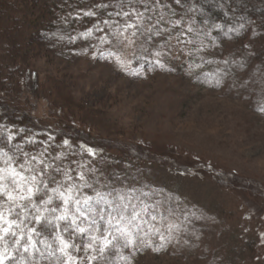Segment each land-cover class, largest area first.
<instances>
[{"label":"rangeland","instance_id":"rangeland-1","mask_svg":"<svg viewBox=\"0 0 264 264\" xmlns=\"http://www.w3.org/2000/svg\"><path fill=\"white\" fill-rule=\"evenodd\" d=\"M97 2L0 0V11L20 18L24 40H18L16 53L14 42L0 32V96L8 99L12 93L21 102L24 97L26 113L59 133L51 134L57 145L64 139L86 144L82 138L88 137L97 156L84 153V161L100 170L102 182L149 193L143 197L152 205L143 215L144 239L159 250L140 247L133 264H264V104L256 106L254 94L244 91L249 85L264 94V84H255L264 78V67L241 61L257 41L256 31L220 48L195 33L181 37L192 43L178 44L180 29L171 39L152 37L150 52L167 53L159 57L163 67L132 60L131 69L139 73L133 75L100 58L99 51H112L97 47L101 33L54 44L30 30L41 17L82 14ZM92 23L82 20L76 29L84 32ZM213 69L228 75L220 88L207 89L200 76ZM2 107L0 124L21 129ZM48 134L36 138L47 140ZM160 234L171 235L163 248ZM4 246L0 241V250ZM8 247L13 251L11 241ZM19 252L14 251L18 260ZM23 264L56 261L28 258Z\"/></svg>","mask_w":264,"mask_h":264},{"label":"snow or ice","instance_id":"snow-or-ice-1","mask_svg":"<svg viewBox=\"0 0 264 264\" xmlns=\"http://www.w3.org/2000/svg\"><path fill=\"white\" fill-rule=\"evenodd\" d=\"M198 11L191 0H99L82 12L98 22L79 35L91 38L101 33L96 37L97 47L108 45L112 51H99L100 58L114 60L120 69L138 75L130 67L132 60L163 67L159 57L167 53L150 52L147 45L152 37L167 35L171 39V33L180 29L177 43H192L181 37L193 33L191 24ZM186 17L189 26L184 28ZM75 19H80V14ZM221 27L219 23L211 25ZM75 40L70 38V42ZM145 53L157 59L149 60ZM28 131L0 124V241L5 245L0 250V264H23V253L43 257L38 245L48 250L49 257H55L56 264H133L140 247L159 250L144 239L143 215L152 207L143 199L148 192L137 195L135 188L102 182L100 170L84 161V153L95 160V148L73 145L69 139L57 145L52 135L47 140L37 139L36 134L21 135ZM27 146L36 150L29 151ZM57 147L66 150L56 153ZM76 156L79 159H72ZM153 231L159 233V229ZM261 239L264 242V233ZM160 240L163 248L171 235L166 238L160 234ZM9 241L13 251H9ZM20 248L23 252L18 260L14 251Z\"/></svg>","mask_w":264,"mask_h":264},{"label":"trees","instance_id":"trees-1","mask_svg":"<svg viewBox=\"0 0 264 264\" xmlns=\"http://www.w3.org/2000/svg\"><path fill=\"white\" fill-rule=\"evenodd\" d=\"M191 2L195 3L196 7L200 9V11L195 13V22L191 24L193 33L197 34L205 41L206 45L220 48L221 44L226 42L239 41L241 43L251 29L255 30L258 37L257 41L248 46L249 49L244 52L246 55L245 57L242 56L241 61L247 62L249 60L251 63L255 62L256 68L260 66V68L264 67V0H191ZM201 13H203V15ZM76 16V13L72 12L69 15H58V17H54L52 20L47 19L46 16L41 17L40 21L34 22L33 27L30 26V30L35 37L49 39L48 41L51 43L59 44L60 42L64 43L66 41V44H69L71 37H76L77 40L81 38L79 35L81 32H78L76 29L80 21L86 20L92 23V20H94V22H98L96 18L85 17L82 14H80V19H75ZM19 19L11 12L4 10L0 11V32L5 36V39L7 37L8 40L14 42V51H16V53L20 51L21 42H24L19 34L21 30ZM203 19H207L209 23L207 25L202 24L201 20ZM213 23H219L222 27L220 29L211 28ZM241 25L243 26L241 27ZM88 28L90 27L86 25L83 30L86 31ZM209 31L211 32L210 36L204 35V33ZM61 37H63V39H61ZM248 55L249 59H247ZM226 75H228L226 70L213 69L210 74H201L200 79H202L201 82L205 88L217 89L222 85L224 76ZM263 79V76L259 77L258 81H255V84L263 85L264 82H261ZM217 81H219V84H217ZM247 86L245 85L246 88L244 91L254 94L253 101L256 106L261 108L264 104V94L259 91L256 93V89L251 88L249 85ZM10 95L8 99L0 96V105L3 106L2 109L5 117L11 119L12 122L16 121L23 129L29 130L28 133L24 135L36 134V136H39L40 133L44 135L45 133H49L50 135L59 134L57 132L52 133L48 128H43L36 118L26 113L25 109H23V106L27 103L24 97L22 98L24 99L23 102H21L17 101L12 93ZM19 98L21 99V97ZM0 115H2L1 108ZM16 117H19L18 121ZM63 129L65 128L63 127ZM67 136L69 135H64V137ZM82 139L88 146L93 147L94 144L88 140V137H83ZM27 150L31 151L32 146H27ZM45 234H47L46 231ZM49 238L51 239V237ZM38 246L44 251V256L40 257L39 254H35L29 257L27 253H23V262L31 258L37 263H53L55 257H49L48 250H45L43 245ZM55 247L56 245H54V248ZM16 252L19 251L16 250L15 253ZM17 254H19L18 256L20 258L22 252ZM56 255H59V253H56Z\"/></svg>","mask_w":264,"mask_h":264}]
</instances>
